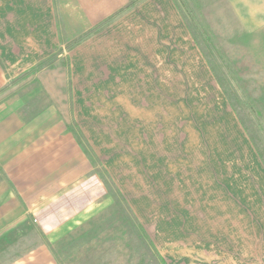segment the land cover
<instances>
[{"label": "rangeland", "instance_id": "1", "mask_svg": "<svg viewBox=\"0 0 264 264\" xmlns=\"http://www.w3.org/2000/svg\"><path fill=\"white\" fill-rule=\"evenodd\" d=\"M171 2L184 40L167 36L157 60L115 36L97 42L93 27L11 90L26 120L53 106L67 114L72 149L77 142L87 157L76 179L86 191L49 219L35 211L46 194L34 195L47 175H1L0 164V264L33 251L34 264H254L225 244L238 249L236 234L252 228L222 208L232 193L225 176L238 172L245 146L264 167V29L226 19L223 0Z\"/></svg>", "mask_w": 264, "mask_h": 264}, {"label": "crops", "instance_id": "2", "mask_svg": "<svg viewBox=\"0 0 264 264\" xmlns=\"http://www.w3.org/2000/svg\"><path fill=\"white\" fill-rule=\"evenodd\" d=\"M223 5L229 13L226 19L236 20L243 31L256 33L264 29V0H223ZM106 18L109 21L103 26L100 23ZM168 25L172 27L169 31ZM93 27L96 38L115 36L112 42L132 46L128 51H154L149 56H154V60L159 58L167 36L176 37L181 44L184 40V23L171 0H0V164L4 170L1 175H47L46 185L42 184L40 190L35 188L34 195L46 194L47 199L40 198L42 201L35 211H45L49 219L85 194V186L76 179L86 175L85 165L79 164L87 157L84 151L78 150L76 141L72 149L71 129L64 110L53 106L49 113L26 120L20 109L23 105L12 102L24 100L23 96L16 95V91L13 95L11 90L33 80L34 67L47 59L61 42ZM126 36L130 38H122ZM151 37L154 42L160 39L158 47H149ZM100 38L97 42H101ZM107 43L103 48L108 50ZM114 43L109 47L115 51ZM100 44H96V52L103 49L98 47ZM78 45L82 44L78 42ZM80 58H75L74 66L81 67ZM44 80L42 83L50 82V79ZM72 150L77 153L74 154L78 166L74 167L70 166ZM244 150L247 154L242 155L240 151L244 163L234 165L238 172L225 176L229 181L228 188H223L224 193L227 197L232 193L225 209L227 200H223L222 210L231 211L232 220L234 215L239 217L240 229L245 224L252 231L236 234L238 249L233 247L236 241L228 242L227 238L225 244L228 243L233 259L244 252L245 259L264 264V167L248 145ZM7 190L5 186L0 193ZM10 201L16 206L14 200ZM41 203L46 205L41 207ZM11 264H34V251Z\"/></svg>", "mask_w": 264, "mask_h": 264}]
</instances>
